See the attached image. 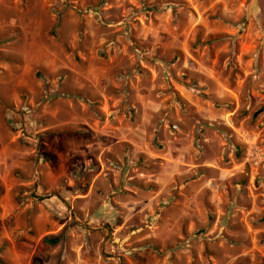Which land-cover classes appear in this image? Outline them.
Here are the masks:
<instances>
[{
  "label": "rangeland",
  "instance_id": "374dc122",
  "mask_svg": "<svg viewBox=\"0 0 264 264\" xmlns=\"http://www.w3.org/2000/svg\"><path fill=\"white\" fill-rule=\"evenodd\" d=\"M0 264H264V0H0Z\"/></svg>",
  "mask_w": 264,
  "mask_h": 264
},
{
  "label": "trees",
  "instance_id": "16d2710c",
  "mask_svg": "<svg viewBox=\"0 0 264 264\" xmlns=\"http://www.w3.org/2000/svg\"><path fill=\"white\" fill-rule=\"evenodd\" d=\"M56 241H57L56 238L50 240V242H56Z\"/></svg>",
  "mask_w": 264,
  "mask_h": 264
}]
</instances>
